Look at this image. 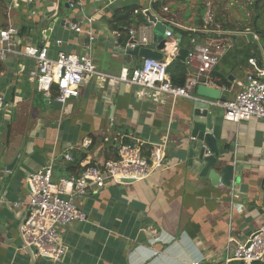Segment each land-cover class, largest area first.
<instances>
[{
  "label": "crops",
  "instance_id": "obj_1",
  "mask_svg": "<svg viewBox=\"0 0 264 264\" xmlns=\"http://www.w3.org/2000/svg\"><path fill=\"white\" fill-rule=\"evenodd\" d=\"M79 1L71 8L67 0H0V29L17 27L22 46L47 43L53 55L59 50L83 53L90 29L95 36L92 54L97 69L119 75L132 60L120 50L124 47L108 19L117 10L134 5L145 15L152 0ZM185 1L155 0L152 7L174 28L231 36L211 72L213 77H233L230 87H221L231 97L252 69L250 58L264 67L260 48L249 42L233 43L234 31H241L243 24L230 25L233 16L228 10L219 13L222 0H201L207 2L205 13L213 10L215 19L207 24L204 13L203 26L198 10L174 17L173 11ZM259 9L264 6L260 4ZM73 22L81 23L82 30H73ZM129 34V41L144 35L148 45L157 43L153 27L145 22H133ZM191 40L186 45L177 41L179 48L192 49ZM196 42L206 44L205 38ZM186 64L194 71L195 65ZM34 67V61L18 56L0 60V94L8 104L0 111V264H189L193 260L218 264L229 244L234 247L264 225V119L252 117L236 123L224 118L222 108H213V134L220 147H225L228 163L236 167L232 187L213 185L211 179L199 177L203 143L190 134L191 115L199 104L197 87L193 91L196 98L159 92L142 97L137 86L90 75L82 82L79 96L63 105L56 100L55 85L52 97L37 90L30 76ZM86 137L91 145L83 148ZM133 141L146 155L157 144L167 143L163 165L140 181L92 186L78 201L87 221L73 222L60 231V241L67 248L60 260L39 257L34 250L30 253L20 231L26 213L27 177L51 160L54 179L68 177L72 173L66 167L79 157L78 170L73 172L78 174L86 166L116 157L123 142ZM65 155H72L74 161Z\"/></svg>",
  "mask_w": 264,
  "mask_h": 264
},
{
  "label": "built area",
  "instance_id": "obj_2",
  "mask_svg": "<svg viewBox=\"0 0 264 264\" xmlns=\"http://www.w3.org/2000/svg\"><path fill=\"white\" fill-rule=\"evenodd\" d=\"M33 2L34 0H27ZM71 8L81 4L79 0H67ZM257 0H254V2ZM254 2L250 1L249 5ZM207 24L215 22L214 12L209 9L204 16ZM71 28L82 30V24L73 22ZM206 28V26H205ZM89 44L83 53H67L59 50L54 56L48 44L22 46L20 32L11 26L0 29V60L10 56L31 59L35 67L30 71L38 91L47 97H52L53 86L58 91L56 100L66 104L68 99L78 97L80 86L88 76H97L101 80L124 83L137 86L141 96L159 92L172 97L196 98L193 95L195 87L200 83L209 86L222 87L220 78L213 77L211 72L225 54V45H199L192 38L193 47L189 50L187 63L195 65L196 75L186 79L184 85H175L168 73L170 62L179 53V44L173 39L166 43L162 50L163 60L144 59L139 67L129 70L124 68L119 75L109 74L97 69L92 54V43L95 36L88 29ZM132 35L134 31L130 32ZM166 36L173 33L166 31ZM61 45L62 41L57 40ZM136 45H148V38L141 35L127 43V48ZM252 69L247 73L245 81L240 85L235 97L227 101H214L217 107L224 111V118L236 123L252 117L264 119V67L258 64L255 57L248 60ZM3 94H0V111L7 107ZM91 140L83 139V148H88ZM167 143L157 144L150 155H146L139 143L123 142L116 157L106 160L101 165H91L78 174L54 179V161L51 160L39 172L27 177L28 196L26 201L25 221L22 229L26 247H31L37 256L53 261L60 260L67 248L60 241L62 228L73 222L87 221L86 213L79 209L78 201L85 196L92 186H103L109 181L123 183L125 181H140L152 175L165 160ZM68 161H73L72 155H65ZM19 206V203H15ZM232 243L234 239H229ZM158 251H155L157 254ZM264 262V225L256 230L245 241H238L234 247L230 244L226 249L225 258L218 264H254ZM189 264H205L193 260Z\"/></svg>",
  "mask_w": 264,
  "mask_h": 264
},
{
  "label": "water",
  "instance_id": "obj_3",
  "mask_svg": "<svg viewBox=\"0 0 264 264\" xmlns=\"http://www.w3.org/2000/svg\"><path fill=\"white\" fill-rule=\"evenodd\" d=\"M154 1L155 0L151 1V7L145 11V24L153 27L157 43L146 46L136 45L132 48H120L122 52L136 56L143 60H163L165 58V54L162 50L166 46V43L172 41L173 39L178 42L182 41V34L175 32V28L171 24H168L167 21H164L155 12L152 7ZM167 30L173 33L171 37L166 36L165 33ZM234 35L236 36V38L233 39L234 44L235 41H238L240 45L245 42L258 45L264 62V38H260L257 32L251 28L234 31ZM188 55L189 49L186 46H183L179 49V53L176 55L175 59L186 63ZM232 78L233 77L230 76V79ZM196 94L199 99V104H195L191 115L190 134L196 141L203 143L202 147H200L198 158L200 164L199 177L211 179L213 185L222 184L227 187H232L236 181V167L234 164L228 163L229 157L225 147H220L218 139L213 134L214 121L212 114L213 108L217 107L214 104V101H227L229 97L223 93L220 87L209 86L204 83H200L197 86ZM15 162L7 166L8 171H11V168L13 169ZM25 218L26 216L23 217V221L20 225L21 232H23L22 226ZM28 249L30 253H33V249L31 247H28Z\"/></svg>",
  "mask_w": 264,
  "mask_h": 264
},
{
  "label": "trees",
  "instance_id": "obj_4",
  "mask_svg": "<svg viewBox=\"0 0 264 264\" xmlns=\"http://www.w3.org/2000/svg\"><path fill=\"white\" fill-rule=\"evenodd\" d=\"M199 4L201 7L198 8L199 15H200L198 22L199 24L203 26L204 21L202 18L206 11V7H205V3H202L201 1H199ZM259 4H260V1L257 0L255 2V5H256L254 9L255 14H254L252 23L250 25H243L241 27V30L252 28L255 32H257L260 38H264V28H260V26L258 25V19L260 18V14H261V10L259 9L260 8ZM133 22H135V24H143L145 22V15L142 13V11L139 10V7L137 5L119 9L113 14L112 17L108 19V23L111 25L112 29L118 33L119 44L121 47L125 48L127 43L129 42V39L131 37L129 34V28ZM175 31L182 34L183 36L182 44L183 45H186L187 41L191 38H195V39L205 38L206 44L208 45H225L227 42H229V39L231 38L230 35L218 36L217 34H212V33L190 32V31L179 29L177 27H175ZM235 38L236 36L233 39ZM126 57L132 60V62H130L131 64H129L130 65L129 70H133L134 68L139 67L141 65V60L138 57L130 55V54L126 55ZM168 73L170 74L172 82L175 85H184L187 78L196 75L195 71L191 70L189 65L177 59H174L169 64ZM219 84L230 87L231 81L228 76L224 75L220 78ZM234 97H235V94L229 97V99H232ZM79 160L80 158L78 157L76 161L77 163H73L70 166L66 167V171L68 173H73L76 170H78ZM73 161H74V158H73ZM87 167L88 166H86L85 168ZM254 264H264V262H256Z\"/></svg>",
  "mask_w": 264,
  "mask_h": 264
},
{
  "label": "rangeland",
  "instance_id": "obj_5",
  "mask_svg": "<svg viewBox=\"0 0 264 264\" xmlns=\"http://www.w3.org/2000/svg\"><path fill=\"white\" fill-rule=\"evenodd\" d=\"M199 1L201 0H186L185 2L188 4H184L182 3V8L179 6L177 8V10H174L173 12L176 13L179 16H183L184 13L186 15L191 13V10L193 11H197L198 8H200V4ZM207 1V0H206ZM233 2L232 6L229 7V9L224 8L225 4L229 3V2ZM252 1L254 2V0H222L220 6L217 8V10H219L218 12L221 13V15L225 12H227V10L231 13L230 16L232 17V19L230 18L229 20V24L230 25H234V27H238L243 25H250L253 21V17L255 14V2L252 5H249V2ZM260 4L264 6V0H259ZM203 3V2H202ZM205 4H207V2H205ZM217 4V3H216ZM215 4V6H216ZM259 4V5H260ZM210 6V4H209ZM184 7V8H183ZM206 7V5H205ZM249 11V13H247ZM199 12V10H198ZM228 13V12H227ZM228 24V25H229ZM242 25V26H243ZM258 25L260 26V28H264V9L261 10V14H260V18L258 19ZM62 38L67 39L68 36H66L65 34H61ZM52 54V53H51ZM55 56V54H54Z\"/></svg>",
  "mask_w": 264,
  "mask_h": 264
}]
</instances>
